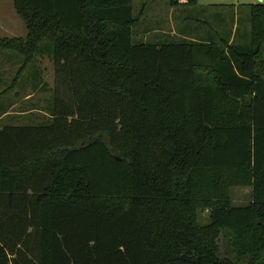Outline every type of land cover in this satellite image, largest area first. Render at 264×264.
Returning <instances> with one entry per match:
<instances>
[{"label": "trees", "instance_id": "trees-1", "mask_svg": "<svg viewBox=\"0 0 264 264\" xmlns=\"http://www.w3.org/2000/svg\"><path fill=\"white\" fill-rule=\"evenodd\" d=\"M13 4L0 50L50 44L73 105L0 128V264H264V0L247 45L135 44L133 0Z\"/></svg>", "mask_w": 264, "mask_h": 264}, {"label": "rangeland", "instance_id": "rangeland-1", "mask_svg": "<svg viewBox=\"0 0 264 264\" xmlns=\"http://www.w3.org/2000/svg\"><path fill=\"white\" fill-rule=\"evenodd\" d=\"M13 2L0 0V22L4 26L0 37L26 39V26L15 12ZM260 3L263 0H198L195 6L181 5L171 11L169 0H133L134 15L139 16L146 7L139 26L135 27L133 42L165 44L192 41L221 44L233 39L235 45H247L250 43L251 31L249 7ZM140 32L143 33L141 41L138 36ZM42 49L35 61L23 69V57L12 51H0V54L8 56L5 58L13 59L12 63L0 68V116L8 112L0 119V128L8 125L49 124L53 121L52 108L56 92L63 106L73 105L67 79L56 74L52 46L43 43ZM20 72V78L16 81ZM11 105H14L13 110L18 111L19 115H11ZM230 195L236 207L250 203V188H233ZM199 215L200 223L207 224L208 211L200 212Z\"/></svg>", "mask_w": 264, "mask_h": 264}, {"label": "crops", "instance_id": "crops-1", "mask_svg": "<svg viewBox=\"0 0 264 264\" xmlns=\"http://www.w3.org/2000/svg\"><path fill=\"white\" fill-rule=\"evenodd\" d=\"M169 7L171 8V11H173L174 10V8L176 9V7H171L170 6V4H169ZM148 8V7H147ZM146 9V7L143 9V10H145ZM143 10H142V13H143ZM175 11V10H174ZM146 14V13H145ZM137 26H139V22L137 23V25L135 26V27H137ZM3 25H2V23L0 22V31H3ZM135 27L133 28V39H134V37H136L135 36ZM138 36H140V39H139V41H141V38L143 37V33L142 32H140V33H138ZM0 38H2V37H0ZM146 38V37H145ZM144 38V39H145ZM3 39V38H2ZM13 39V38H12ZM190 40H194V39H190ZM233 40V39H232ZM232 40L230 41V43L232 42ZM0 51H4V50H0ZM5 54H0V68H3V65H6V64H8V63H12L13 62V59H9V58H5V57H8V56H5ZM5 59H8V62H5ZM1 72H4L3 70H1ZM19 78H20V74L17 76V78H15V79H17L16 81H18L19 80ZM15 81V82H16ZM18 95V93H16V96ZM11 110H12V112H11V115L12 116H14V115H19V112L18 111H14L13 110V108H14V105H11ZM6 114H8V112H5V113H3L1 116H0V119H2ZM13 126H18V125H13Z\"/></svg>", "mask_w": 264, "mask_h": 264}]
</instances>
